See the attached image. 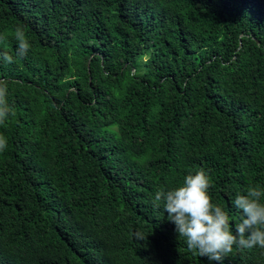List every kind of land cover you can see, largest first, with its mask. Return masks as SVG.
Returning <instances> with one entry per match:
<instances>
[{
    "label": "trees",
    "instance_id": "trees-1",
    "mask_svg": "<svg viewBox=\"0 0 264 264\" xmlns=\"http://www.w3.org/2000/svg\"><path fill=\"white\" fill-rule=\"evenodd\" d=\"M0 35V264H216L154 197L203 168L234 229L264 186V0H0Z\"/></svg>",
    "mask_w": 264,
    "mask_h": 264
},
{
    "label": "clouds",
    "instance_id": "clouds-1",
    "mask_svg": "<svg viewBox=\"0 0 264 264\" xmlns=\"http://www.w3.org/2000/svg\"><path fill=\"white\" fill-rule=\"evenodd\" d=\"M17 41L16 58H24L31 49V43L23 28L14 32ZM5 37L0 35V42ZM5 63H13L14 57L7 51L0 52ZM8 81L0 80V124L10 115H15L7 102ZM7 138L0 136V151L7 148ZM212 177L201 168L186 175L183 183L174 188L161 189L155 193L154 206L167 213L175 231L184 239L187 249L210 262L222 264L223 258L234 247L264 249V186H249L243 193H237L232 207L240 213V221L233 229L229 210L214 202L210 193ZM137 239H145L137 234Z\"/></svg>",
    "mask_w": 264,
    "mask_h": 264
}]
</instances>
